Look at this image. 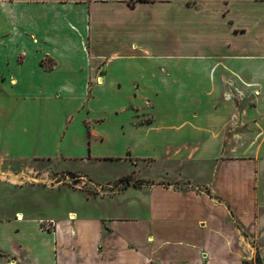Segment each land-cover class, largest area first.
<instances>
[{"label": "crops", "instance_id": "crops-1", "mask_svg": "<svg viewBox=\"0 0 264 264\" xmlns=\"http://www.w3.org/2000/svg\"><path fill=\"white\" fill-rule=\"evenodd\" d=\"M64 157L187 186L3 197L0 264L264 262V0H0V184Z\"/></svg>", "mask_w": 264, "mask_h": 264}, {"label": "rangeland", "instance_id": "rangeland-1", "mask_svg": "<svg viewBox=\"0 0 264 264\" xmlns=\"http://www.w3.org/2000/svg\"><path fill=\"white\" fill-rule=\"evenodd\" d=\"M85 46L87 50L90 51L87 43ZM45 63L44 61L43 64ZM66 96L65 93L56 94L58 100H63ZM91 96L92 92H88L85 98L88 99L91 98ZM86 163L87 162L76 159L72 160L65 158L64 162L60 161L56 167H51L50 164L47 165L46 168L51 169H37V176H35L36 182L31 180V182H33L31 184L35 185L32 187L17 189L7 184H0V199L4 197L7 201H10V203L12 201L36 206L37 210L40 209L39 205L41 202L47 205L46 212L49 217H54L61 216L60 213L63 212L64 209H69L73 205H77L78 200L80 202L83 197L88 199L98 198L97 193L100 191L99 188H95L93 185H90V183H87L82 189L79 187V185L82 186V179L85 181L90 180L108 183L110 187L104 184L106 193L115 192L116 190L122 191L129 187L142 188L147 184H157L158 181L160 184L166 186L170 184L187 186L186 183L176 182L177 180L173 177L174 171L167 163L160 165L146 159L139 160L137 163L131 162L127 164L115 161H105L102 164L91 163L90 165ZM70 167L76 170L68 171L67 169ZM46 172L50 173L52 179L57 183L53 182L50 185L49 183L42 182L44 179L42 174ZM22 181L23 179H20V182ZM47 186H51V188ZM27 193L28 195H26ZM23 195L24 197H22ZM34 196H36L38 205L37 203L36 205L33 203ZM69 216L72 218L74 214ZM6 218H8L6 213L0 215V220ZM49 225V227L46 226V229L51 228V223H49ZM251 245L250 243L246 250L254 254V257L251 258L254 260L252 262L250 260H245L244 264H264L260 257L259 263L257 262L259 255L254 246L249 250Z\"/></svg>", "mask_w": 264, "mask_h": 264}, {"label": "built area", "instance_id": "built-area-1", "mask_svg": "<svg viewBox=\"0 0 264 264\" xmlns=\"http://www.w3.org/2000/svg\"><path fill=\"white\" fill-rule=\"evenodd\" d=\"M31 174H33V177H32V179L36 182V178H35V176H37V172H32ZM32 176V175H31ZM43 176V175H42ZM44 177V179L42 180V182H44V183H50V184H52L53 182H55L53 179H52V176H50V173H47V177H45V176H43ZM82 181V186L81 185H79V187L82 189L83 188V186H85L87 183H88V181H85L84 179H82L81 180ZM55 183H57V182H55ZM254 260V259H253Z\"/></svg>", "mask_w": 264, "mask_h": 264}, {"label": "trees", "instance_id": "trees-1", "mask_svg": "<svg viewBox=\"0 0 264 264\" xmlns=\"http://www.w3.org/2000/svg\"><path fill=\"white\" fill-rule=\"evenodd\" d=\"M140 1H143V2H146L147 0H140ZM260 259H259V256L257 258V262L259 263ZM246 264H249V263H246Z\"/></svg>", "mask_w": 264, "mask_h": 264}]
</instances>
